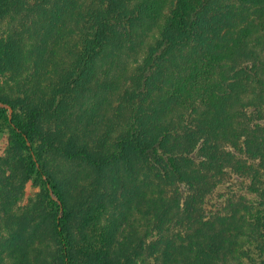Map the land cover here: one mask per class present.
Segmentation results:
<instances>
[{
  "label": "trees",
  "instance_id": "1",
  "mask_svg": "<svg viewBox=\"0 0 264 264\" xmlns=\"http://www.w3.org/2000/svg\"><path fill=\"white\" fill-rule=\"evenodd\" d=\"M23 1L0 0V20ZM101 2L67 14L79 19L72 47L66 29H46L24 98L0 93V104L26 107L24 123L11 121L12 145L0 162V264H134L137 215L159 228L189 225L160 264H228L258 212L244 205L241 216L234 209L205 220L195 205L240 170L238 144L249 160H264V137L246 122L253 108L264 119V0ZM135 38L146 47L141 62L130 55ZM27 52L19 39L1 41L0 74L20 76ZM117 103L122 113L113 112ZM58 161L100 177L50 173ZM147 171L156 183L135 187ZM36 175L46 179L41 192L15 215ZM162 183L194 196H168ZM105 190L118 201L117 217L96 232L103 211L95 216L94 201Z\"/></svg>",
  "mask_w": 264,
  "mask_h": 264
},
{
  "label": "rangeland",
  "instance_id": "2",
  "mask_svg": "<svg viewBox=\"0 0 264 264\" xmlns=\"http://www.w3.org/2000/svg\"><path fill=\"white\" fill-rule=\"evenodd\" d=\"M60 0H24L23 4L16 7L15 10L6 15L0 20V43L6 40L9 36L14 37L23 41L28 50L24 63L22 65L20 76H12V74L4 73L0 74V93L2 95H9L13 99L24 98L25 94L29 93V90L33 87V78L37 70L36 61L38 56L42 53L41 48L43 47V39L45 38L46 29L50 25L56 23L59 27L66 29V39L70 40L69 46H74L79 39L78 27L76 18L67 16L68 13L73 11L82 10L89 6L101 4V0H74L76 2V8L72 6L73 0H63L61 6H59ZM69 6V10H66ZM79 20V19H78ZM54 22V23H53ZM64 31V32H65ZM138 40L135 38L134 49L131 51V57L141 62L146 47L136 45ZM53 42H50L48 52L45 55L47 58ZM131 47V46H130ZM132 58L131 61L134 59ZM106 80L105 76H102ZM107 81V80H106ZM109 87L112 85V81L107 82ZM118 103L114 105V111L122 113V109L117 108ZM0 109L7 110L6 119H0V162L6 160L8 152L12 145L13 134L11 133L12 120L24 123L26 117V107H16L13 109L10 106L0 104ZM12 110V112H11ZM254 110V111H253ZM112 112V113H113ZM110 113V116L111 114ZM259 111L257 108H253L251 113L248 114L249 125L252 129L258 131V135L264 137V119L259 120ZM8 120V121H7ZM256 123H258L256 125ZM121 134L120 129L112 131V142H114ZM40 143L35 144V149L38 152ZM241 145L238 144L236 150V165L240 168L238 172L231 170L226 176L220 179L217 183L216 188L207 195L204 199V203L200 208L195 205L197 209L196 215H204L205 220H212L214 217H230L233 210L238 211V215L242 213L240 209L246 205L252 207L255 212H258L257 216L249 218L253 224L252 228L245 230V237L240 240L242 245H239L233 254V258L227 260L228 264H264V160L251 161L244 153L241 152ZM174 161V157L170 158ZM199 163V162H197ZM173 164V163H172ZM173 165H176L173 164ZM75 170L76 174H81V179L86 178V174L92 178H98L100 175H96L93 171H86V167L79 166L78 164H69L67 162L58 161L57 164H53L50 167V173H57L61 177H69ZM152 171V170H151ZM150 171V172H151ZM116 173H120L119 169H116ZM149 172H141L139 181L133 183L135 187H143L148 182L156 183L155 175L156 172H151V178L145 177ZM83 178V180H85ZM80 179V180H81ZM135 179V177H134ZM45 178L34 176L25 186L24 194L20 196L17 205L13 208L15 215L22 216L28 205L34 203L37 199L38 194L41 192L43 181ZM158 183V182H157ZM92 184V183H91ZM163 184V183H162ZM164 186V184H163ZM168 196H173L176 193L183 195V202H186L190 197L193 198V194L189 193L185 187L181 186H164ZM109 189V188H107ZM104 190V189H103ZM255 190L259 192H255ZM177 191V192H176ZM119 194H121L119 192ZM54 201H57V197H52ZM98 198V197H97ZM94 211L97 217L100 212L103 211V215L99 221L96 222L98 232L103 227H109L113 219L117 216L116 206L118 201L115 197H111V193L103 191L101 197L94 201ZM234 207V208H232ZM113 215V216H112ZM138 222L134 226L136 229V235L139 238L138 243V255L134 259V264H160L162 258H158L162 255L166 245L176 239L178 236H185L189 233V225L187 222L180 226H166L159 228L156 223L148 222L147 220L141 219L139 215ZM240 217H238L239 219ZM126 223L122 224V228L126 227Z\"/></svg>",
  "mask_w": 264,
  "mask_h": 264
},
{
  "label": "water",
  "instance_id": "3",
  "mask_svg": "<svg viewBox=\"0 0 264 264\" xmlns=\"http://www.w3.org/2000/svg\"><path fill=\"white\" fill-rule=\"evenodd\" d=\"M11 112H12V110H11Z\"/></svg>",
  "mask_w": 264,
  "mask_h": 264
}]
</instances>
